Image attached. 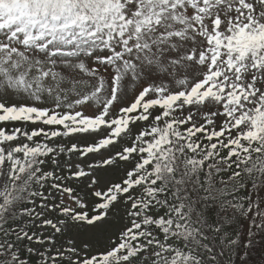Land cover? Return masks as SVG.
Returning a JSON list of instances; mask_svg holds the SVG:
<instances>
[{
	"label": "snow or ice",
	"instance_id": "1",
	"mask_svg": "<svg viewBox=\"0 0 264 264\" xmlns=\"http://www.w3.org/2000/svg\"><path fill=\"white\" fill-rule=\"evenodd\" d=\"M0 264H264V0H0Z\"/></svg>",
	"mask_w": 264,
	"mask_h": 264
}]
</instances>
